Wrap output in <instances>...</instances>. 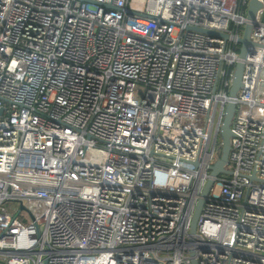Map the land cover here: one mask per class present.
Segmentation results:
<instances>
[{
	"label": "built area",
	"instance_id": "2783aa9c",
	"mask_svg": "<svg viewBox=\"0 0 264 264\" xmlns=\"http://www.w3.org/2000/svg\"><path fill=\"white\" fill-rule=\"evenodd\" d=\"M249 1L0 0V264H264V6L230 94Z\"/></svg>",
	"mask_w": 264,
	"mask_h": 264
},
{
	"label": "water",
	"instance_id": "95a60500",
	"mask_svg": "<svg viewBox=\"0 0 264 264\" xmlns=\"http://www.w3.org/2000/svg\"><path fill=\"white\" fill-rule=\"evenodd\" d=\"M263 6H264V3L260 0H250L249 1L248 11H247V17L249 21L247 22L245 26L243 36L239 39L241 43V49H240L241 59L237 62L235 66L233 84L230 90V94L233 97L237 96L238 91L242 87V76H243V72L245 68V63L243 59L246 57L247 53H253L252 46L254 45V42L251 39V33L253 30V27L257 24L256 22L257 11ZM199 30L208 32L214 35H220L225 38L228 37L226 33L218 32L215 30H209V29H203V28H199ZM235 111H236V103L234 101L229 102L226 107V114H225L224 121H223L222 128H221V138H222L221 156L212 166V174L214 176H217L221 172L232 173V171L228 169L226 166L229 160V153L231 149V136L233 134L232 129H231V124L233 121ZM0 113H1V110H0ZM213 182H214L213 178L209 179L208 183L206 184L203 190L202 196L197 203L194 216L192 219V225H191L192 233L197 232V226H198V221L200 218L201 210L205 202V198ZM191 254L194 256L195 252L192 251ZM192 264H198V261L195 257L193 258Z\"/></svg>",
	"mask_w": 264,
	"mask_h": 264
},
{
	"label": "rangeland",
	"instance_id": "374dc122",
	"mask_svg": "<svg viewBox=\"0 0 264 264\" xmlns=\"http://www.w3.org/2000/svg\"><path fill=\"white\" fill-rule=\"evenodd\" d=\"M264 19V17H263ZM245 27H243V30H244ZM10 211L12 212L13 215H15L17 213V211L19 210V206L15 207L16 205H13V204H10ZM20 219L24 220L25 222L28 221L29 219V216L26 212H23L20 216Z\"/></svg>",
	"mask_w": 264,
	"mask_h": 264
},
{
	"label": "trees",
	"instance_id": "16d2710c",
	"mask_svg": "<svg viewBox=\"0 0 264 264\" xmlns=\"http://www.w3.org/2000/svg\"><path fill=\"white\" fill-rule=\"evenodd\" d=\"M222 152V151H221Z\"/></svg>",
	"mask_w": 264,
	"mask_h": 264
}]
</instances>
